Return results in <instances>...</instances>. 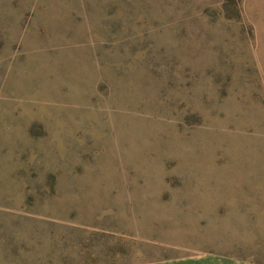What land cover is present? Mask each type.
I'll return each mask as SVG.
<instances>
[{"label": "rangeland", "instance_id": "obj_1", "mask_svg": "<svg viewBox=\"0 0 264 264\" xmlns=\"http://www.w3.org/2000/svg\"><path fill=\"white\" fill-rule=\"evenodd\" d=\"M54 1L43 8L2 0L13 5L10 16L0 6V21H15L17 46L23 33L30 50L42 36L38 48H58L54 58L63 62L54 63L71 64L46 68L36 83L1 86L14 96L16 116L15 128H0L1 250L7 238L43 233L36 216L153 241L142 257L202 250L264 257V214L217 211L233 207L213 195L211 205L183 206L167 191L181 189L186 174L231 171L216 161L264 158V0ZM84 8L87 28L77 15ZM55 20L58 27L43 26ZM94 20L109 30L90 29ZM89 175L149 177L160 196L121 205L120 197L47 194L87 187ZM120 242V262L139 258Z\"/></svg>", "mask_w": 264, "mask_h": 264}, {"label": "crops", "instance_id": "obj_2", "mask_svg": "<svg viewBox=\"0 0 264 264\" xmlns=\"http://www.w3.org/2000/svg\"><path fill=\"white\" fill-rule=\"evenodd\" d=\"M5 1V0H3ZM38 5H42L44 8V0H35ZM48 2L52 4H59V2ZM64 1V0H63ZM66 1V0H65ZM64 1V2H65ZM66 3V2H65ZM72 0H69L68 5H71ZM78 3H83V0H78ZM100 2L94 1L93 5ZM120 3V2H119ZM7 4L9 7H5ZM3 6L5 15L10 16V12L13 10V5L10 6V2L4 3L0 0V6ZM42 12H44V9ZM38 9V8H37ZM79 10V9H78ZM77 14L80 18H86V25H82L83 28L89 27V19L87 21V8ZM10 11V12H9ZM70 12L68 15H70ZM13 15V14H11ZM78 20V19H76ZM79 22L82 24L83 20ZM44 23V21H43ZM59 26L58 21L49 22L44 24V27L48 25ZM61 24V26L68 28L69 24ZM80 24V25H81ZM90 26L94 31L101 30L106 32L109 30L106 26V21L95 20L90 23ZM100 27V29H97ZM40 30V31H39ZM37 31V30H36ZM38 31L42 33L41 26ZM24 34L21 35L22 45L16 44L15 33V21L3 20L0 21V123L1 118H6L4 121L7 123L0 125L3 128H15V106L14 96L12 94L3 95L2 87L8 88L17 84H32L35 78H40L44 74L43 71L46 68H60L70 67L71 64H55L54 62H63V58L56 57V54L62 52V50H42L38 48L43 42L42 36H38L37 40L31 43V50L24 44ZM99 34V33H98ZM110 35V32L107 33ZM105 33L101 34L106 38ZM208 35V34H207ZM210 36V35H209ZM103 38V44L106 45L111 40H105ZM29 43V39H27ZM40 42V43H39ZM98 44L97 41L94 45ZM82 48L83 52H87L83 44L78 45ZM105 47V46H104ZM56 53V54H55ZM71 68V67H70ZM89 68V67H88ZM93 68V67H92ZM2 86V87H1ZM7 96V97H6ZM11 97V98H10ZM13 101V102H10ZM121 142V141H119ZM124 142V141H122ZM231 165V171L221 172L219 167H216L214 172L207 173L199 172L196 174H186L182 179L184 182L182 188L176 185H168V192L172 195L176 194V198L181 202L183 206L186 205H198L203 207L208 203H213L212 197L221 196L224 202L228 201L233 209H222L217 211L222 212H243L248 214H264V158L239 156L233 157L228 162H215L217 164ZM228 168H226L227 170ZM100 175H94L93 178L89 175L88 183H82L87 187L80 188H51L47 191L48 195L52 196H71V197H92V198H106V197H120L122 203L143 204L144 198L158 197L156 192L157 185L154 180L149 177L143 176H126L124 178H112L107 179L104 175L102 178H98ZM95 177V178H94ZM101 180L99 182H92ZM94 179V180H93ZM92 180V181H91ZM104 180V181H102ZM67 181H76L74 179H67ZM114 182V187L110 188L111 182ZM145 181L151 182L150 184H144ZM227 183V187L226 184ZM92 184H95L94 186ZM107 186V187H104ZM176 189L177 191H174ZM152 190V191H151ZM159 191V190H158ZM153 193V195L151 194ZM44 194L41 193V195ZM164 195V194H163ZM207 197H210L207 200ZM140 198V199H136ZM96 201V200H94ZM92 201V202H94ZM220 205H223L221 203ZM224 206V205H223ZM226 207H230L227 205ZM104 210H100L103 212ZM37 219H31L32 222L38 224L40 227H45L42 231L37 232V228L34 230V234L27 230L23 239L16 237L12 240L7 238L6 243L1 242L3 249L0 248V264H264V257H258L259 259L251 258L249 256H237L230 254L217 253L207 250L202 251H190L177 254L156 255L155 257H142V247L144 243H154L153 241H147L143 238L124 236L117 231H112L108 228L101 226H94L89 224H81L77 221L64 219V218H48V217H36ZM251 217V216H250ZM254 217V216H253ZM251 222V221H249ZM2 237V236H0ZM127 246H132L134 251L140 255L139 258H125L126 261L120 262L121 256H115V254L121 255V252L125 248L120 249L121 242ZM175 247V246H170ZM247 249H253L248 246ZM130 250V249H129ZM139 252V253H138ZM261 253V251H259ZM144 255V254H143ZM264 255V252L263 254ZM145 256V255H144ZM118 262V263H115Z\"/></svg>", "mask_w": 264, "mask_h": 264}]
</instances>
